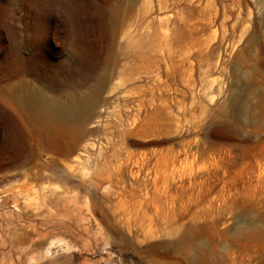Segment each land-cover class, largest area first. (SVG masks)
<instances>
[{"label":"rangeland","instance_id":"rangeland-1","mask_svg":"<svg viewBox=\"0 0 264 264\" xmlns=\"http://www.w3.org/2000/svg\"><path fill=\"white\" fill-rule=\"evenodd\" d=\"M64 1L0 0V264H264V0H100L116 74L74 122L17 102L88 93Z\"/></svg>","mask_w":264,"mask_h":264},{"label":"bare ground","instance_id":"bare-ground-1","mask_svg":"<svg viewBox=\"0 0 264 264\" xmlns=\"http://www.w3.org/2000/svg\"><path fill=\"white\" fill-rule=\"evenodd\" d=\"M62 1L63 0H55L56 18L58 22L61 20V11L63 7ZM66 1L67 3L65 1L64 3L68 5L71 0ZM75 1L76 3L74 4H77L78 8L70 13L68 24L69 28L67 27V29H69V35L67 34L66 36L69 37V41L66 42V45L63 44L64 46H62V48L63 52L67 51L69 53L68 62L73 73L72 76L76 80L75 82H77V84H82L85 86L89 85V90L88 93H69L65 95V102H63V100L61 99L44 98L40 95H25L17 101L18 104L26 107L32 114H35L40 118H51L55 120L69 119L72 122L76 121L78 117L84 115L86 111H92V109L98 103L100 95L106 90L107 86L114 78V74H116V71L114 72V74L109 72L100 74L99 72L97 73L96 70L98 69L97 65L109 61L104 57H99L98 59V53L103 52L104 50L106 54L111 53L112 46L115 44V40L118 39L116 38L117 34L115 30L117 29V18H119L118 14H120L119 9L116 8L117 6L114 7L113 5H111L110 8H108L107 5V8L105 9L103 6V3L105 1L101 3L100 0ZM162 6L163 5L161 3V7ZM149 10L151 11V8H149ZM97 11L101 13L99 18L96 16ZM156 18L160 21L163 20L158 16H156ZM105 69L107 70V68Z\"/></svg>","mask_w":264,"mask_h":264}]
</instances>
